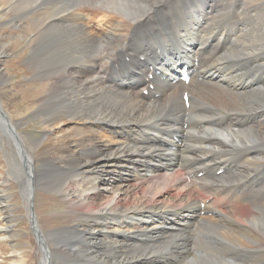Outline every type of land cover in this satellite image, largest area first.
<instances>
[{"label": "bare ground", "instance_id": "obj_1", "mask_svg": "<svg viewBox=\"0 0 264 264\" xmlns=\"http://www.w3.org/2000/svg\"><path fill=\"white\" fill-rule=\"evenodd\" d=\"M83 1L0 0L1 21L23 30L25 63L41 80L31 95L29 86L19 91L45 129L39 143L18 133L19 120L0 103V136L44 250L40 264L152 263L159 251L149 242L167 239L158 264H264L263 194L231 207L222 225L231 215L220 200L203 206L179 188L182 176L208 193L264 182V2L235 0L237 11L223 14L221 6H231L224 0ZM180 9L183 20L174 17ZM7 46L0 44V64L11 55ZM184 68L192 72L188 86L178 81ZM9 75L0 68V82L13 85ZM63 123L67 135L57 132ZM101 131L115 141L101 140ZM119 170L138 187L92 201L98 188L84 183L87 175ZM214 170L233 173L203 177ZM49 171L61 175L46 184L66 204V224L45 231L33 189ZM165 194L168 203L141 199ZM208 211L214 215L202 216Z\"/></svg>", "mask_w": 264, "mask_h": 264}, {"label": "rangeland", "instance_id": "obj_2", "mask_svg": "<svg viewBox=\"0 0 264 264\" xmlns=\"http://www.w3.org/2000/svg\"><path fill=\"white\" fill-rule=\"evenodd\" d=\"M234 1L235 0H224L223 2L226 5L227 3H231V2L234 3ZM243 1L245 4H249L248 2H250L251 0H243ZM83 2L84 1L82 0L81 3H83ZM251 2L255 3L256 1L254 2L252 0ZM257 2H264V0H257ZM233 3H231V6H229L228 8L221 6V9H220L221 13L228 14L230 10L236 12L238 9V5H235ZM195 5L197 6V4H195ZM195 5L190 6L189 8L191 9V8L195 7ZM249 5H251V4H249ZM252 5H254V4H252ZM106 11L107 10H105L104 12H106ZM185 11H186L185 9H182V10L180 9L176 13V15H174V17L176 19H179V20L185 19L188 15V13ZM109 14L112 15L113 13L111 11H109L107 15L106 14L98 15L97 22L101 25L106 26V20L105 19L108 18ZM22 33H24V32L21 28L10 27V26L6 25L4 20L1 21V19H0V44L8 43L7 49L9 50V54H11L10 56L2 57V59H4L5 64L4 63L0 64V68L4 71L8 72V74L10 73L9 76L11 78H13L12 81H14L13 85H10L9 83L0 82V98H1L0 103L2 101L1 105L3 106L4 110H6V112L8 114H10V116L13 117V119L19 120V126L17 127L18 133H22L24 135H27V136H29V138L31 140L39 143L44 138L43 132L45 131V129H43V127H41L42 125H40V123H41L40 120H38L36 117H31V111H32L31 109L32 108L30 109L29 106H27V105H25V106L21 105V99H20L21 97L19 95V93H20L19 91L21 90V88L28 87V86H29V89L26 92L28 95H31L32 93H34L39 88V85L41 82V80L34 77L33 71L30 70L25 63L26 59L28 58V50L26 47V42H24V39L21 38V36L23 37V35H24ZM158 57L160 59V58L165 57V56H163L162 53L158 51ZM172 58H174V57L171 56V59ZM171 59H168V60H171ZM9 85L11 86L10 88H9ZM36 87H37V89H36ZM16 104L19 106H15ZM61 125H59V127H57V128H58V130H59V128H62V129L57 131V132H61V135H67L69 126H65L64 123ZM49 130H51V129H49ZM1 134H3V133H1ZM97 136L101 137V140L115 141V139L112 138V135H110L108 132H104V131L98 132ZM3 139L6 141V137L4 136V134L2 136H0V264H40L41 258L44 256V250L41 249V244L39 242L37 234L35 233V230H32V229H34V227H32V225L30 223L31 221L28 218V210L26 208L27 204L25 203L23 195L21 194V187L19 186L18 181L15 178V172L12 171L13 169H11L10 161L8 159V153L11 152V149H10L8 144H5V141ZM177 139H172V140L176 141ZM13 143H14V147L16 148L17 147L16 145H18V142L15 141ZM43 143H44V141H43ZM17 153H19V152H17ZM19 154H21V153H19ZM19 154H18V157H19ZM20 159L21 158H18L17 161H19L18 164L21 165V167H22L23 166L22 165V159H21V162H20ZM38 160H36L34 162V164L37 167L40 164V159H38ZM133 170L134 169H132V171ZM132 171H131V174H132ZM49 172L50 173L48 175L44 176V178H43L42 183H44V184L39 185L36 188L34 187V189H33V191H34L33 211H34V213L37 214L39 222H40L43 230H45V231H48V230L50 231L52 229L62 227L66 224V221L63 220L62 216L65 215V211H66L67 206L62 201V199H60L59 191H57L58 189L56 190L57 192L51 191L49 186H47V184H46L48 181L54 180L55 177L57 178L61 175L52 174V171H49ZM124 173L125 172H121V170H119V171H111L109 173H103L101 175L97 174L96 175L98 177L97 179H94V178H96L94 176L87 175L89 180L84 182V183H88L89 181L91 182L94 180V185H96L98 188V195L96 197L92 196V198H95L92 201H95L98 204H102V203L112 199L113 197H118L121 193L130 192L129 190H132L135 186L138 187L140 181L125 180L128 178V176H126V178H124L123 177ZM232 173L233 172L229 171V170H221V171L220 170H216V171L214 170V172L213 171L207 172L206 174L203 175V177H207L209 175L217 176V177H220L223 175L228 176V175H232ZM182 177L180 178L182 185H179V188L181 189V191H182V188L184 189L183 191L192 190L190 192L192 194L194 201H196L198 199L199 204L200 205L203 204V206H204V204H206L205 202L209 203V204H207V206H208V205H210L211 202H214V200L215 201L220 200L219 201L220 203H218V204H220V205H218V206H220L219 208L224 209V211L227 210L230 215H231V207L236 208V207H240V206H243L246 204H253L254 205L256 202H261V200H260L261 195L262 194L264 195V193H263L264 192V186H263L264 182H261V183H263V184H261L258 181H255L256 184H254L253 186H250L249 188L248 187H242L243 190L240 189L242 191L239 190V188H241V187L238 188V191H237V188H234V189H231L230 191L225 190V191H221V192L220 191L217 192L218 189L215 188L214 190H212L211 192L208 193L206 190H203L199 185L193 184L192 188H188L189 187L188 185L190 183H192L191 179H193V178L189 179L190 178L189 177L187 179V177H185V176H182ZM7 180L9 182L6 184ZM151 181H154V180H152V177H151ZM149 183L150 182L145 181L144 185L148 186ZM89 185L91 186V184H89ZM184 185L186 186V188ZM259 186H260V188H259ZM79 187L82 189L83 184ZM120 187H122V190ZM252 187H253V189H252ZM255 187H258V188H255ZM85 188H87V186H85ZM140 189H143V188H140ZM251 189L253 190V192ZM256 189H257V191H256ZM247 191L249 192L248 194H247ZM254 191H256V192H254ZM76 192L71 191L70 193L73 194ZM171 192H176V191L171 190ZM216 192L218 194H216ZM241 192H242V194H240ZM223 193H224V195H222V197H224V199L222 198L223 200H221L219 198H221V194H223ZM225 193L227 196L237 195L238 193L239 194H238V196L231 198L230 201H227V196H225ZM210 195H212V196H210ZM215 195L216 196L219 195L220 197L218 196V199H217V197H215ZM239 195H241V196H239ZM206 196H208V197H206ZM213 196H214V199H213ZM124 197L126 198L127 196L122 194L121 199H124ZM166 197H168L167 194H165L163 196L159 195V197H155V198H151V197L141 198V196L139 198H141L146 203H150L153 200L165 201ZM127 199H129V198H127ZM131 199H133V198H131ZM9 200H10V202H9ZM205 200H207V201H205ZM255 200H257V201H255ZM202 201H204V202H202ZM224 201H225V204H224ZM166 202L167 201H165L164 203H166ZM221 203H222V205H221ZM230 203H232V204H230ZM150 213H153V212L151 211V212L146 213V216L148 217V215ZM162 213L164 214L165 212H162ZM213 215H214V213L212 214L209 211L204 212L202 214V216H210V217ZM230 218H232V215L230 217H225L222 225L225 224L226 221ZM109 226L113 228L112 225H109ZM171 234L176 235L177 233L169 232L166 235H171ZM167 240L166 241H159V242H149L150 244L153 245V248L158 249L157 252L159 251V254H155L153 256L154 258H153L152 263H145L140 259V264L141 263L142 264H158L157 260L161 259L159 256L161 253H163V251L162 252H160V251L164 250L166 245H168V243L171 244L172 239H169L168 241ZM137 246H142V245H137ZM223 249H224V247H223ZM197 250L198 249L196 248V251ZM19 255L22 256L21 259L19 258L20 257ZM23 258L25 260L26 259L27 260L24 261ZM181 261H184V259H181Z\"/></svg>", "mask_w": 264, "mask_h": 264}]
</instances>
